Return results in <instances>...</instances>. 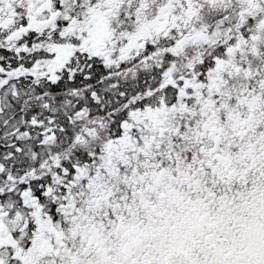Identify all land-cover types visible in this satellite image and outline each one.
<instances>
[{
	"label": "snow or ice",
	"instance_id": "snow-or-ice-1",
	"mask_svg": "<svg viewBox=\"0 0 264 264\" xmlns=\"http://www.w3.org/2000/svg\"><path fill=\"white\" fill-rule=\"evenodd\" d=\"M0 264H264V0H0Z\"/></svg>",
	"mask_w": 264,
	"mask_h": 264
}]
</instances>
